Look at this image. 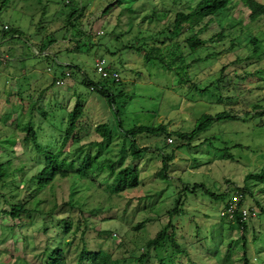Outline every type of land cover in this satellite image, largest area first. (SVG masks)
I'll use <instances>...</instances> for the list:
<instances>
[{"label":"rangeland","instance_id":"rangeland-1","mask_svg":"<svg viewBox=\"0 0 264 264\" xmlns=\"http://www.w3.org/2000/svg\"><path fill=\"white\" fill-rule=\"evenodd\" d=\"M114 1L71 0L68 5L64 0H0V163L8 172L0 180V264H42L47 256L44 248L51 246L49 235L66 218L74 221L73 229L80 224L69 237L74 240L72 248L79 241L80 249L106 251L110 264H139L135 260L144 252V264H245L243 241L247 264H264V212L259 210L264 208V176L247 178L264 168V113L258 114L264 112V40L261 59H243L250 53V35L264 39V17L249 19L242 0H233L229 10L215 15L200 35L206 38L229 21L240 22L225 31L219 43L190 52L184 42L187 32L176 39H167L165 32L159 37L165 45L158 50L155 46L153 57L147 59L148 47L157 43L150 39L146 45L145 38L169 25L166 19L156 22L149 16L165 11L173 18L194 4L120 0L112 6ZM73 6L84 7V12L69 26L67 15ZM5 25L10 29L3 31ZM138 44L145 49L137 50ZM99 56L120 75L119 83L108 84L115 95L112 102L81 82L83 77L102 80L94 69ZM62 69L71 76L58 86L53 81ZM77 100L84 110L75 133L83 130V136L69 142L64 153L72 158L82 145L100 140L94 124L106 123L116 133L114 141L107 149L90 143L89 150L103 148L99 158L111 157L116 168L135 165L139 185L110 194L111 178L104 171L94 181L57 175L37 195L44 214L13 219L4 211L16 199L32 196L27 179L44 163L31 140L23 143L25 132L20 128L30 123L37 143L56 152ZM222 111L240 117L214 121L183 140L177 136V131L190 133L203 115ZM161 123L173 132L172 142L162 134L123 136L119 127L129 130ZM137 147H146L138 158L137 152L130 153ZM163 157L167 176L160 178ZM237 187L246 189L245 205L256 213L248 221L244 240L241 230L220 216ZM173 207H178L175 214L170 212ZM169 220L178 248L166 239L147 249L146 241ZM138 223L143 225L134 229ZM81 235L83 242L78 239ZM66 257L68 264H75L73 250Z\"/></svg>","mask_w":264,"mask_h":264},{"label":"trees","instance_id":"trees-1","mask_svg":"<svg viewBox=\"0 0 264 264\" xmlns=\"http://www.w3.org/2000/svg\"><path fill=\"white\" fill-rule=\"evenodd\" d=\"M4 2H7L8 0H3ZM192 2H188L191 4H194L191 9H184L181 11L176 12L173 15V18H169L168 14L165 15L162 12L161 14H151L149 17L154 19L156 22H160V18L166 19L169 23L165 28L159 30V32L151 33L146 37V41L144 40V43L146 45L148 44L149 40L151 39V43H157V45H150L148 47L149 51L146 52V58L153 57V52H155L153 49L156 46V49H160V45H165V40H161L160 34L167 33L168 37L167 39H176L181 35L183 32H187L188 34L184 38V42L186 43V47L190 50V52H196L199 47L206 46L207 43H219L223 38L225 37L226 33L225 31L232 30L235 26L240 24V22H237L236 20H232V22L229 21V24L223 29L220 30V32L217 33H211L210 36L204 38L201 37V33L206 32L208 30V27H210L211 23L214 21V16L219 14H224L226 11L230 8V3H232L233 0H191ZM64 2L68 5H72L71 0H68L67 2L64 0ZM243 4L248 8L249 10V19L256 20L258 18L264 17V3L258 2L257 0H242ZM121 2L120 0H115L111 5H119ZM108 5L106 9L109 8ZM186 10V11H185ZM84 12V7H75L73 6L71 10L68 12L67 15V23L69 26H73L72 20L74 19H80L81 15ZM148 15L143 16V19H146ZM161 19V20H162ZM150 21V19H149ZM139 24V23H138ZM137 24V25H138ZM7 26V25H6ZM139 26V25H138ZM225 28V29H224ZM10 27L7 26V28H3V31L9 30ZM246 30H249L246 28ZM16 31V30H15ZM92 31V30H89ZM154 34V35H153ZM159 34V35H158ZM234 39V38H233ZM263 40L260 39L257 36H254L253 34L249 36L247 39V44L250 46L249 49V55L246 58H243L245 61H254L261 59L263 56V53L261 52V46H263ZM51 42L55 41L53 39L50 40ZM233 44V43H231ZM145 45V44H143ZM131 45H124V47H132ZM78 46H75V49H77ZM233 47V46H232ZM43 47L41 46L40 49ZM143 50L145 49L141 44L137 45V50ZM158 52V51H157ZM102 57V56H100ZM243 59L236 58L235 61L242 63ZM108 63V62H107ZM60 65H62L60 63ZM64 66H69L68 64H65ZM110 70H115L112 66L108 64ZM76 67V66H74ZM68 71L67 69H62L61 76L64 75V73ZM264 71V70H262ZM69 72V71H68ZM117 72V71H116ZM70 73V72H69ZM60 76V77H61ZM71 76V73H70ZM56 79V78H55ZM54 79V80H55ZM101 81L94 82L87 77H83L81 79V82L88 85L90 90L97 91L100 95L106 96L109 98V101L112 102L114 98V94L111 92L108 84L116 85L121 81L120 75L119 79L116 81L113 78L110 77H101ZM264 79V78H263ZM54 82V81H53ZM55 84V83H54ZM92 87V88H91ZM119 94L121 95V90L119 91ZM256 108V107H254ZM84 110V104L82 101L77 100L73 109L68 114V125L63 131V135L60 141V146L56 152H49L43 149L38 143L35 135L34 128L31 126L30 123L25 124L23 127L20 128L23 132H25L23 137V143L26 144L27 141L31 140L34 146V149L41 153L44 157V163L43 165H39L37 171L32 174L27 180L28 183L33 186L32 189V196L26 200L22 199H16L15 203H12L9 205V209L5 210L4 213L8 214L13 219H19L22 214H25V216H30L32 212H37L40 214H44V211L40 208L41 201H43L41 198H37V195L45 189L48 185L52 183L54 178L59 175L60 177H67L71 176L73 174L76 178L79 179H91L94 181V176L99 175L102 171L106 172L108 174V177L111 178V182L108 184V191L110 194H119L125 189L136 187L139 185V177H138V171L136 166L127 164L125 166H120L116 168V163L111 157H105L103 159L99 158L101 153H103V148L107 149L109 148L110 144L114 141L116 137V133H112L113 130L109 127L106 123H100V124H94V131L99 135L100 140L98 141H92L88 142V146L86 144L82 145L78 153L76 155H73L72 158H68L67 155L64 153V150L69 142H75L78 139H81L83 135V130H80L79 132L76 131L75 133V125L80 116L82 115ZM248 113V112H246ZM244 113V114H246ZM260 113H264L259 112ZM240 117L239 114L236 113H230L229 111H222L219 113H216L214 115H208L205 114L202 117H200L198 123L195 125L194 129L190 131V133H183L181 131H177L176 134L179 137L180 140H183L186 137H192L195 133L205 130L212 122L214 121H220V120H234ZM120 130L123 131L124 135L127 136L130 135L134 137L135 134L144 133L148 136L151 135H160L162 134L165 138L170 137V135H173L172 131H168L166 126L164 124H159L157 126H144L139 125L135 128L125 130L122 129L121 126ZM79 129V128H78ZM77 129V130H78ZM87 130H84V132ZM164 138V139H165ZM91 145L97 146H103L102 149H97L94 152L89 150ZM181 145V144H180ZM179 145V146H180ZM146 147H137V150L134 149V151H131V154H134V152H137V158L141 154V151L145 149ZM84 149H86L88 152L84 154ZM163 157L162 161V167L158 171V176L160 178H164L167 175V168L168 165L166 164V161ZM77 163V165H75ZM5 164H10V162H7ZM22 168V167H20ZM23 170V169H22ZM21 169L19 171H22ZM8 174L6 170V166L4 163H0V180L5 177ZM264 176V168L259 171V173H251L248 174L247 178H255L259 180H262L261 177ZM196 186V185H194ZM72 194L75 193V191H71ZM234 193H240L242 194V202L245 204V197H246V189L237 187L236 190L231 192L230 196ZM213 196V193L211 194ZM227 203V202H226ZM55 205V204H54ZM257 205V203H256ZM250 207V206H249ZM252 210L253 207H250ZM54 206L50 208L48 213H51L53 211ZM178 207H173L170 212H177ZM260 212H264V208L261 207ZM221 216V215H220ZM171 217V216H170ZM222 218H225L224 216H221ZM172 221L169 220L156 234L153 238L148 239L146 241V248H156L159 247L162 243H164L167 239V243L170 244L171 247H177V241L174 240V232L169 231L172 226ZM230 223V222H228ZM74 221L68 218L62 219V224L56 226L58 228V231L52 232L51 235H49L50 238V244L51 246H47L44 248V251L46 252V259L42 264H68L69 261L66 257V252L68 251H74L75 252V264H110L109 258L110 255L108 252L103 250H96L91 251L87 250L84 246H80L78 248V245L80 242L78 241L77 245L72 248L74 240L69 239L70 235L71 237L74 236L75 232L80 229V224L74 225ZM143 223H138L134 226V229L137 227L142 226ZM231 226H234L236 228H239L241 230V239L244 240L243 233L246 232L248 227V222H240L238 220V217H236V224H231ZM47 232L48 230L45 229ZM83 233V230L81 231ZM83 235H81L78 239L83 242L84 238H82ZM167 244V245H168ZM242 246V259L244 260V263L247 264L248 260L246 258L245 253V247L246 244L243 241L241 243ZM181 248V247H180ZM147 253H141L139 257L135 260L136 262L139 261V264H144V260L146 259Z\"/></svg>","mask_w":264,"mask_h":264},{"label":"built area","instance_id":"built-area-1","mask_svg":"<svg viewBox=\"0 0 264 264\" xmlns=\"http://www.w3.org/2000/svg\"><path fill=\"white\" fill-rule=\"evenodd\" d=\"M66 2L68 0H65ZM4 28H7L5 25ZM98 34L102 33V31H97ZM94 69L95 72L100 75V77H110L114 80L119 79V73L115 70H110L107 60L104 57H96L94 60ZM70 77V73L66 71L63 76L57 77L54 80L55 85L61 86L65 83V80H67ZM92 88V87H91ZM167 141L170 143L172 142L171 137L167 138ZM242 194L240 193H234L232 194L224 208L220 211V215L224 216L225 219L230 222L231 224H236V217H238V220L240 222H248L250 218L256 216V213L254 210H252L250 207H247L244 203H241L242 200Z\"/></svg>","mask_w":264,"mask_h":264},{"label":"crops","instance_id":"crops-1","mask_svg":"<svg viewBox=\"0 0 264 264\" xmlns=\"http://www.w3.org/2000/svg\"><path fill=\"white\" fill-rule=\"evenodd\" d=\"M47 52H45V54H46Z\"/></svg>","mask_w":264,"mask_h":264}]
</instances>
